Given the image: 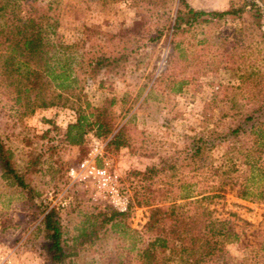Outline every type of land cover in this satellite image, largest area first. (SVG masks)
Returning <instances> with one entry per match:
<instances>
[{
  "label": "rangeland",
  "instance_id": "374dc122",
  "mask_svg": "<svg viewBox=\"0 0 264 264\" xmlns=\"http://www.w3.org/2000/svg\"><path fill=\"white\" fill-rule=\"evenodd\" d=\"M244 1H254L260 15L255 8L246 10L185 26L173 37L179 0H34L58 22L50 39L69 48L76 92L92 107L105 109L114 130L106 139L87 133L80 147L64 146L59 143L61 132L74 119L67 104L57 102L18 118L8 109L0 86L3 146L18 171L37 157L34 172L26 178L30 193L0 176V264H48L40 224L45 211L55 210L62 237L69 241L84 219L102 209L66 176L94 147L110 161L130 206L94 242L78 246L68 264H138L135 250L144 246L146 237L132 231L141 230L149 208L183 203L179 195L199 190L213 168L223 167L236 184L249 178L248 165L254 167L252 175L264 168V151L259 157L248 153L254 145L245 121L256 108L258 87L240 80L243 72L262 68L264 0L184 3L209 12ZM179 82L183 84L177 92ZM258 116L264 123L261 115L252 117ZM121 126L128 143L112 150L106 145ZM198 146L202 151L196 155ZM149 167L157 173L141 183L135 173ZM235 190L236 185L225 186L222 198L208 205L213 217L227 221L237 235L225 244L228 264H264V203L238 199ZM142 195L152 199L149 206L137 205Z\"/></svg>",
  "mask_w": 264,
  "mask_h": 264
},
{
  "label": "trees",
  "instance_id": "16d2710c",
  "mask_svg": "<svg viewBox=\"0 0 264 264\" xmlns=\"http://www.w3.org/2000/svg\"><path fill=\"white\" fill-rule=\"evenodd\" d=\"M179 5L171 27L173 37L178 32L183 33L185 26L190 29L195 24H209L225 16H239L246 10L251 12L255 8L256 14L260 15L254 1H244L225 11L209 12L194 11L184 0H179ZM184 18L187 19L184 21ZM57 27L58 22L49 15V9L36 5L34 0H0V86L8 109L18 118L29 117L35 110L49 109L57 102L67 104L74 119L61 132L59 143L77 148L83 144L87 133L98 140L106 139L113 132L114 125L105 109L92 107L76 92L67 62L69 48L50 39L54 38ZM175 47L176 43H173L172 48ZM261 61V69L245 71L240 77L242 83L251 81L253 86L258 87V98L254 102L256 108L248 112L245 118L249 123L248 135L253 136L254 145L248 153L256 154L257 157L264 151V123L259 122V116L252 117L253 113H257L264 118V57ZM182 84H177V92L181 90ZM124 131V126H121L106 146L112 150L125 147L128 139ZM201 151L202 146L195 147L196 155ZM36 161L37 157H33L25 168L16 170L11 153L0 140V176L21 192H31L26 178L34 172ZM253 168L248 165L249 178L238 184L223 167L213 168L211 178L199 190L191 195H179L183 203L149 208L141 230L132 231L135 235L146 237L144 246L135 250L137 263L228 264L225 244L236 240L237 235L227 221L213 217L208 205L222 198L220 192L225 186L235 185L238 199L264 203V168L259 167L256 174L252 175ZM156 173V169L149 167L135 174L143 183ZM150 200L142 195L136 199V203L149 206ZM124 216L104 204L100 211L82 221L76 234L68 241L62 237L55 210L51 208L45 211L40 224L46 241L42 250L48 264H68L78 246L91 244L106 224L112 227L114 220Z\"/></svg>",
  "mask_w": 264,
  "mask_h": 264
},
{
  "label": "built area",
  "instance_id": "2783aa9c",
  "mask_svg": "<svg viewBox=\"0 0 264 264\" xmlns=\"http://www.w3.org/2000/svg\"><path fill=\"white\" fill-rule=\"evenodd\" d=\"M92 141L96 144L95 140ZM96 158L99 164H96ZM66 176L71 183L80 185L88 192L91 203L108 205L118 214L128 211L130 198L127 190L111 171L110 161L102 157L96 147L88 153L86 158L69 167Z\"/></svg>",
  "mask_w": 264,
  "mask_h": 264
}]
</instances>
